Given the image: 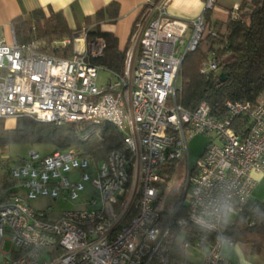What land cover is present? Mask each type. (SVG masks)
Returning a JSON list of instances; mask_svg holds the SVG:
<instances>
[{
    "label": "built area",
    "instance_id": "built-area-1",
    "mask_svg": "<svg viewBox=\"0 0 264 264\" xmlns=\"http://www.w3.org/2000/svg\"><path fill=\"white\" fill-rule=\"evenodd\" d=\"M216 2L203 0V12L187 22L168 13V0L146 2L122 73L91 62L104 43L87 35L90 27L49 43L0 38V117L30 116L57 125L106 121L122 134L121 146L99 161L73 149L46 155L30 149L10 164L0 152V264H186L168 249L178 238L171 239L173 229L185 231L188 224L213 235L181 238L184 250H202L201 264H238L221 253L222 245L234 244L223 236L227 220L202 228L194 218L206 199L235 215L250 197L252 173L264 169V92L254 103L225 101L221 118L204 102L188 111L177 100L182 60L208 32L204 11ZM45 46L61 52L72 46L73 54H52ZM214 67L209 58L200 71ZM99 69L109 73L101 85ZM242 114L249 124L240 132L234 123ZM208 132L214 137L190 165L187 137ZM183 157L182 192L174 210L164 214L156 205L158 185L166 183L159 170ZM85 182L92 192L84 193ZM42 197L78 206L58 214L51 205L31 206ZM181 204L185 215L175 218Z\"/></svg>",
    "mask_w": 264,
    "mask_h": 264
},
{
    "label": "trees",
    "instance_id": "trees-1",
    "mask_svg": "<svg viewBox=\"0 0 264 264\" xmlns=\"http://www.w3.org/2000/svg\"><path fill=\"white\" fill-rule=\"evenodd\" d=\"M215 8L216 4L204 11L209 30L182 60L177 100L188 111L204 102L212 116L221 118L227 115L225 101L254 103L264 92V0H239L236 9L233 6L224 8L223 16L214 14ZM118 9V3L111 1L92 16H86L84 25L90 27L88 36H99L104 43L102 54L91 62L122 73L125 51L119 50L112 31L103 29V24H111L117 19ZM233 13L235 18H231ZM11 23L18 42L36 39L49 43L71 36L78 30L68 27L60 11L49 10L46 14L41 8L31 10L25 16H16ZM44 48L52 54H73L72 46L62 52L53 47ZM209 58H213L215 67L201 72L202 64ZM248 124V117L242 114L236 119L234 128L241 132ZM14 143L28 146L47 143L54 150L73 149L93 161H99L110 150L121 146L122 134L106 121L57 125L21 116L9 124L7 118L0 117V149ZM21 159L12 162L17 163ZM184 215L185 205L181 204L175 218H183ZM179 235L190 241L199 236L213 237L191 224L185 231L174 228L171 239ZM223 236L234 244H247L251 254L264 257V201L248 198L238 213L223 223Z\"/></svg>",
    "mask_w": 264,
    "mask_h": 264
},
{
    "label": "crops",
    "instance_id": "crops-1",
    "mask_svg": "<svg viewBox=\"0 0 264 264\" xmlns=\"http://www.w3.org/2000/svg\"><path fill=\"white\" fill-rule=\"evenodd\" d=\"M111 1L118 3V17L111 24H103V29L112 31L117 38L119 50L126 51L132 37L142 26L144 6L149 0H0V38L10 42L14 36L12 19L16 16H25L31 10L41 8L46 14L49 10L60 11L68 27L75 29L84 24L86 16H92L96 10ZM166 9L174 18L187 22L203 12V0H168ZM213 11L214 14H222L217 5ZM252 177L255 185L249 198L264 201V169L253 172ZM221 253L225 258L238 264H264L262 254H251L249 246L244 243L224 244Z\"/></svg>",
    "mask_w": 264,
    "mask_h": 264
},
{
    "label": "rangeland",
    "instance_id": "rangeland-1",
    "mask_svg": "<svg viewBox=\"0 0 264 264\" xmlns=\"http://www.w3.org/2000/svg\"><path fill=\"white\" fill-rule=\"evenodd\" d=\"M239 0H218L216 3L217 8L221 10L220 16L225 14V6H232L234 3ZM225 5V6H224ZM224 10V11H223ZM86 27V25H82L78 27ZM109 76V73L104 69H99L97 73V84L101 85L105 82V79ZM9 124L13 123L14 118H7ZM214 137L213 132L208 133H194L187 137V150H188V162L190 165H193L196 159L199 157L201 152L203 151L205 145L212 140ZM30 149L35 150L41 155H46L51 153L54 150V147L51 144L43 143L33 146H28L23 143H14L8 147H4L0 149L1 153H4L6 157L9 158L8 162L12 164V160H16L18 158H25ZM186 157H183L175 162L164 163L162 165V169L159 170V174L164 177L166 180L165 184H159L158 188L159 198L156 203L157 209L164 214H170L174 210L175 204L179 201L181 195V184L184 179V174L186 170ZM74 175L71 177L73 178ZM85 189L84 193H90L93 191L89 182L84 183ZM32 207L36 209H45L48 205L52 206L53 214H58L62 210H69L78 206L77 201H54L47 197L32 199L30 201ZM233 215H228L226 220L230 221ZM181 238L178 237L175 240L174 246L169 247V254L175 260L179 262L187 263H195L201 264L203 252L200 249L195 247H189L187 249H183L181 247ZM9 247L8 241H6L3 245V250L6 251Z\"/></svg>",
    "mask_w": 264,
    "mask_h": 264
},
{
    "label": "clouds",
    "instance_id": "clouds-1",
    "mask_svg": "<svg viewBox=\"0 0 264 264\" xmlns=\"http://www.w3.org/2000/svg\"><path fill=\"white\" fill-rule=\"evenodd\" d=\"M230 212L229 206L217 203L214 199H206L199 205L198 215L194 219L200 227L210 228L217 218L226 219Z\"/></svg>",
    "mask_w": 264,
    "mask_h": 264
},
{
    "label": "water",
    "instance_id": "water-1",
    "mask_svg": "<svg viewBox=\"0 0 264 264\" xmlns=\"http://www.w3.org/2000/svg\"><path fill=\"white\" fill-rule=\"evenodd\" d=\"M77 44H78V42L75 43V45H77Z\"/></svg>",
    "mask_w": 264,
    "mask_h": 264
}]
</instances>
